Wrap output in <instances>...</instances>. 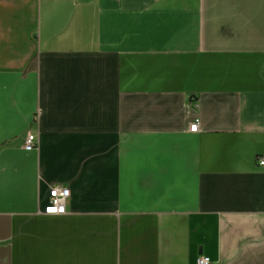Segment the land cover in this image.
Segmentation results:
<instances>
[{"label":"crops","instance_id":"obj_1","mask_svg":"<svg viewBox=\"0 0 264 264\" xmlns=\"http://www.w3.org/2000/svg\"><path fill=\"white\" fill-rule=\"evenodd\" d=\"M262 160L264 0H0V264H264Z\"/></svg>","mask_w":264,"mask_h":264},{"label":"built area","instance_id":"obj_2","mask_svg":"<svg viewBox=\"0 0 264 264\" xmlns=\"http://www.w3.org/2000/svg\"><path fill=\"white\" fill-rule=\"evenodd\" d=\"M199 128L198 122L191 126V131L195 132ZM36 134L30 131L26 137V147L33 148L36 146ZM263 164L264 161L262 160ZM71 196V190L67 185L55 184L50 189L49 204L46 206L44 213L48 215H63L66 214V204ZM211 260L207 256H201L197 260V264H210Z\"/></svg>","mask_w":264,"mask_h":264}]
</instances>
